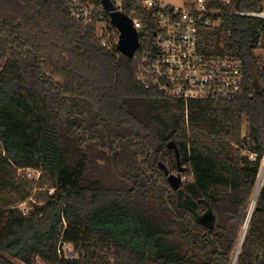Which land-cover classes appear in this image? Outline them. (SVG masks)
I'll list each match as a JSON object with an SVG mask.
<instances>
[{"label": "trees", "instance_id": "trees-1", "mask_svg": "<svg viewBox=\"0 0 264 264\" xmlns=\"http://www.w3.org/2000/svg\"><path fill=\"white\" fill-rule=\"evenodd\" d=\"M112 1L155 26L140 0ZM262 3L210 2L222 21L199 27L200 50L243 58L246 82L186 107L140 85L70 0H0V264H264V186L245 232L264 158V19L239 14ZM25 168L54 189L27 214Z\"/></svg>", "mask_w": 264, "mask_h": 264}, {"label": "built area", "instance_id": "built-area-1", "mask_svg": "<svg viewBox=\"0 0 264 264\" xmlns=\"http://www.w3.org/2000/svg\"><path fill=\"white\" fill-rule=\"evenodd\" d=\"M211 1L186 0L177 6L165 0H140V7L152 12L155 22V26L149 31L146 29L140 37L133 57L137 63L136 79L145 89L156 90L183 102L186 107L194 100L230 101L243 92L246 82L243 58L229 54L208 55L200 50L199 27L218 26L222 21L219 10L210 5ZM70 5L76 19L85 25L95 24L103 47L118 49L120 31L113 25L110 11L102 0H70ZM113 6L115 11L127 14L136 29L144 27L135 11L125 12L119 2ZM239 14L264 19V0L260 11H240ZM26 169L31 168L19 169V173ZM25 202L18 204L23 214L28 213Z\"/></svg>", "mask_w": 264, "mask_h": 264}, {"label": "water", "instance_id": "water-1", "mask_svg": "<svg viewBox=\"0 0 264 264\" xmlns=\"http://www.w3.org/2000/svg\"><path fill=\"white\" fill-rule=\"evenodd\" d=\"M105 8L110 11V17L113 25L120 31V39L118 42V50L129 58H133L136 50L140 45V37L145 33L146 27L136 29L132 19L125 13L115 11L112 0H102ZM262 90H260L261 92ZM257 189V187H256ZM252 213V212H251ZM251 214L247 221L246 229L250 220ZM245 229V232H246ZM238 258V255H237ZM237 260L235 261V264Z\"/></svg>", "mask_w": 264, "mask_h": 264}, {"label": "rangeland", "instance_id": "rangeland-1", "mask_svg": "<svg viewBox=\"0 0 264 264\" xmlns=\"http://www.w3.org/2000/svg\"><path fill=\"white\" fill-rule=\"evenodd\" d=\"M166 1L173 4V5H177V6H181L184 4V0H166ZM222 1H229V0H222ZM257 52H259L260 55H262L264 57V50L263 49H258ZM244 132H245V134L247 132L246 126L244 127ZM1 151H2V147L0 145V153H1ZM22 173L24 174V176H26L29 179V181L32 182V189L30 190L31 191L30 197L28 198V200L24 204V207H26L27 210L30 211L33 204H40L41 203V201H40L41 199L38 198L39 195L46 192L48 189H49V194H51L54 191V189L49 187V183L43 184V180H40L38 178L39 172L37 170L26 169V170H22ZM259 178H260V174L258 176V181H259ZM258 181H257V184H258ZM63 253L65 255H75L73 244L72 243H64ZM12 260L17 264H25L24 262L19 261L17 259H12ZM34 264H44V263L41 260H37Z\"/></svg>", "mask_w": 264, "mask_h": 264}, {"label": "bare ground", "instance_id": "bare-ground-1", "mask_svg": "<svg viewBox=\"0 0 264 264\" xmlns=\"http://www.w3.org/2000/svg\"><path fill=\"white\" fill-rule=\"evenodd\" d=\"M263 183H264V160H263V163H262L260 178H259V181H258V184H257V189H256V193H255V200H254V202L252 204V207H251V211L249 213V216H250V214H251V212H252V210L254 208V205H255V202H256V197H257L259 191L261 190V187H262ZM249 216H248V219H249ZM248 219H247V221H248ZM237 255H238V253H237ZM237 255H236L235 259H234L233 264H235V261L237 260Z\"/></svg>", "mask_w": 264, "mask_h": 264}, {"label": "crops", "instance_id": "crops-1", "mask_svg": "<svg viewBox=\"0 0 264 264\" xmlns=\"http://www.w3.org/2000/svg\"><path fill=\"white\" fill-rule=\"evenodd\" d=\"M166 1V0H165ZM186 2V0H184V3Z\"/></svg>", "mask_w": 264, "mask_h": 264}]
</instances>
